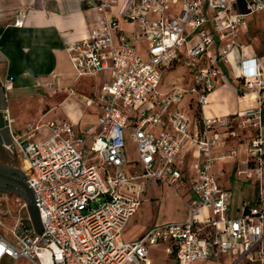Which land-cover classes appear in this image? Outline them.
<instances>
[{"label": "built area", "instance_id": "1", "mask_svg": "<svg viewBox=\"0 0 264 264\" xmlns=\"http://www.w3.org/2000/svg\"><path fill=\"white\" fill-rule=\"evenodd\" d=\"M118 2L96 0L93 6L99 16L89 36L66 47L79 76L110 72L98 94L103 113L96 125L75 128L71 122L52 120L18 129L5 108L9 140L3 143L22 159V169L38 196L45 230L41 235L36 232L25 200L16 196L19 209L12 229L16 241L0 232V264L21 259L31 264H149V247L158 244L167 245L177 264L216 260L225 253L232 254L234 264H264V208L256 205L230 216L231 193L213 172L218 159L238 154L235 148L217 151L223 147L226 136L221 131L228 128L230 116L201 115L199 123L187 110L176 107L169 114L174 131L153 130L187 91L174 87L162 93L166 72L180 60L192 74L190 91L199 106L208 104L210 92L226 80L218 61L230 63L231 51L247 31L249 15L264 11V0H126L123 16L131 24L129 34L109 13ZM23 17L21 12L15 23L22 25ZM248 62L242 85L258 91L260 104L241 116L243 124L257 128L248 145L247 164L249 174L255 173L261 182L264 64L256 58ZM0 87L6 100L13 76L0 80ZM152 97L158 107L132 125L139 160L145 175L181 186L180 154L185 140L194 141L200 160L195 163L192 196L187 201L190 216L153 225L138 239L125 240L123 231L141 203L120 189L128 180L122 168L128 159L126 128L132 110ZM44 127L50 135L38 138ZM4 204L1 200L0 206ZM205 210L210 215L204 217ZM0 211L13 218L8 209L0 207Z\"/></svg>", "mask_w": 264, "mask_h": 264}, {"label": "crops", "instance_id": "2", "mask_svg": "<svg viewBox=\"0 0 264 264\" xmlns=\"http://www.w3.org/2000/svg\"><path fill=\"white\" fill-rule=\"evenodd\" d=\"M95 1L0 0V80H3L6 75L13 76V89L8 92L6 100L2 97L3 89L0 87V91H2L0 93V105H4L10 117L14 119L13 127L22 129L29 124L46 123L52 120L71 122L75 128L90 127L98 123V117L103 113L98 94L102 84L110 79V72L105 70L95 75L79 76L66 49L68 43L79 41L89 36L91 26L99 16L93 6ZM125 3L126 0H119L117 4L110 8L109 13L118 19L125 33L129 34L131 24L123 16ZM21 12L24 13L23 24L17 25L15 22L20 17ZM255 18H259L261 22L257 24ZM238 42L239 46L233 49L229 55L230 63L225 64L222 60L217 63L224 70L226 80L210 92L209 103L201 107V113L204 116H241L249 108H257L260 104L258 91H245L243 89L242 74L250 64L248 60L256 58L264 64V11H257L253 15H249L247 31L241 33ZM178 62L181 61L179 60ZM188 76L191 79L189 84L186 83V77L184 76L180 83H174L170 88H166L165 84L162 83L160 87L162 93L168 92L174 87L186 88L187 91L179 102H174L170 106L164 116V122L153 127L155 132L158 133L163 129L174 131L169 123V114L176 107L187 110L190 116L193 117L190 111V103L183 104L187 95L195 96L190 91L194 81L190 73H188ZM86 97H91L93 99L92 103H88ZM157 107L156 98L152 97L144 101L132 110L126 128L128 159L122 168L128 175V180L121 185L120 189L125 193L140 198V206L144 199H149L151 204L148 196L143 198L146 185L150 180H153L157 185L164 183L165 185L173 186L154 176L144 174L136 142L132 135V125L135 124L140 115L148 114ZM260 126L264 131V108L261 111ZM49 135L50 129L44 127L39 131L37 137L46 138ZM226 138L227 136L224 138L223 147L217 149L218 152L227 147ZM7 140L5 139V141ZM248 145L249 143H241L239 154L230 158H220L213 165V172L220 186L231 193L230 216H239L247 208L249 209L256 205L264 208V196L262 197L264 193V177L260 182L255 173L249 174L251 170L248 169L247 164ZM1 146L11 156L7 161H3L0 158V162L13 169H22L23 162L21 157L17 156L14 151L7 149L3 141ZM129 146L133 147L134 156H130ZM197 154L194 141L185 140L180 154L183 163L179 164L184 175L183 185H185L186 177L189 176L191 178V176L196 174L195 163L200 160ZM14 159L19 160L21 165H13ZM109 170L114 172L115 168H109ZM150 188L159 189V191H149L148 195L159 193L162 198L165 192H161V189L163 191L168 189V192L172 190L167 187L157 188L151 185ZM173 194L175 195V191ZM191 196L190 186L187 200ZM151 207V221L143 225L137 234L128 237L126 235L127 226L131 218L137 213L136 211L123 231V239H138L153 225L169 221H183L190 216L189 207L186 204L181 207V210H177L180 219L163 221L156 219L153 221L160 214L153 215L152 204ZM207 215H210V213L205 210L203 216ZM155 247L162 248L165 264H177L176 258L168 253L166 244L149 247V264H153L151 252ZM213 263L234 264V258L232 254L225 253L219 259L206 260L196 264Z\"/></svg>", "mask_w": 264, "mask_h": 264}, {"label": "rangeland", "instance_id": "3", "mask_svg": "<svg viewBox=\"0 0 264 264\" xmlns=\"http://www.w3.org/2000/svg\"><path fill=\"white\" fill-rule=\"evenodd\" d=\"M255 22L259 24L261 20L259 18H255ZM189 69L182 63V62H177L170 70H168L164 76V86L166 88H170L173 86L175 83H180V81L183 79V76L186 77V83H190L191 79L188 76ZM192 76V74L190 73ZM193 79V77H192ZM245 91H250L246 90L243 88ZM193 96V95H192ZM190 94L186 96L184 103L187 104L190 103V111L194 118H197L200 113L201 107L199 106V103L197 101V97L193 96L192 97ZM33 104V103H31ZM231 116L230 123L228 125L227 129H223L221 133H223V136H227L226 138V148H235L238 150V154L240 152V146L241 143L247 144L251 141V139L256 135V129L253 125H245L242 123V116ZM129 149V154L130 156H134V149L132 146L128 147ZM10 153L4 149L3 146L0 145V158L3 161H7L10 158ZM13 165L20 166L21 162L19 160H13ZM11 164V165H12ZM188 170V168H187ZM187 176V175H186ZM194 176H191V178L188 176L186 177V182L185 185L181 186H168L165 185L164 183L161 184L159 183L158 185L153 182V180H150L147 185L146 189L144 191V197L146 198L147 196L151 200V204L153 206V215H159L157 218H155L153 221L158 219V221H163V220H178L180 219V216L177 213V210H181V207L183 205L187 204V198H188V193L190 191V186H191V181ZM167 187L171 188L172 190L168 192V189H165L164 191L161 189V192H165L163 198L159 193H152L149 194L150 192L154 191H159V189H152L149 187ZM149 189V190H148ZM175 191L176 197L173 194ZM167 195V196H166ZM5 196L8 197V199L5 200ZM16 194L11 193L9 191H5L4 189H0V201H4V205L0 206L1 208L8 209L13 216V218H10V216H5L3 213L0 211V217L2 218L4 224L0 225V232H3L9 239L16 241L15 236L13 234L12 229L15 227V222H16V215L18 213L19 209V203L16 200ZM162 199V200H161ZM149 202V199H144L139 210L137 213L131 218L128 226H127V232L126 235L128 237H132L134 234H137L143 225L147 224V222L151 221L152 218V207ZM151 256L153 259V264H165L164 260V254L162 253V248L155 247L152 252ZM172 259V258H171ZM172 261V260H169ZM168 261V262H169ZM12 260H7V264H11ZM16 264H31L28 260L21 259L19 260ZM215 264V263H213ZM242 264H254L249 261L243 262Z\"/></svg>", "mask_w": 264, "mask_h": 264}, {"label": "water", "instance_id": "4", "mask_svg": "<svg viewBox=\"0 0 264 264\" xmlns=\"http://www.w3.org/2000/svg\"><path fill=\"white\" fill-rule=\"evenodd\" d=\"M5 106L0 105V130L7 131V113ZM9 140V136H8ZM7 140V141H8ZM5 139L3 140V142ZM0 189L14 193L23 198L26 209L38 234H43L45 227L36 201L37 193L22 169H13L0 162Z\"/></svg>", "mask_w": 264, "mask_h": 264}, {"label": "flooded vegetation", "instance_id": "5", "mask_svg": "<svg viewBox=\"0 0 264 264\" xmlns=\"http://www.w3.org/2000/svg\"><path fill=\"white\" fill-rule=\"evenodd\" d=\"M2 91H0V93H1ZM8 131H6V129H4V130H0V145H1V143H2V141L4 140V139H8Z\"/></svg>", "mask_w": 264, "mask_h": 264}, {"label": "trees", "instance_id": "6", "mask_svg": "<svg viewBox=\"0 0 264 264\" xmlns=\"http://www.w3.org/2000/svg\"><path fill=\"white\" fill-rule=\"evenodd\" d=\"M239 92L241 93V91L239 90ZM202 113H201V109H200V113H199V116L196 118L198 121H199V123H201V119H202ZM201 126V125H200Z\"/></svg>", "mask_w": 264, "mask_h": 264}]
</instances>
